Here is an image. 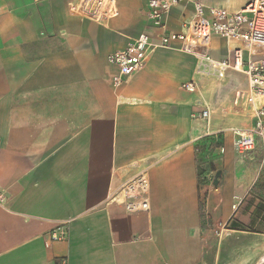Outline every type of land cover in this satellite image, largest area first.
Segmentation results:
<instances>
[{"label": "crops", "instance_id": "crops-1", "mask_svg": "<svg viewBox=\"0 0 264 264\" xmlns=\"http://www.w3.org/2000/svg\"><path fill=\"white\" fill-rule=\"evenodd\" d=\"M81 1L0 0V264H188L207 230L195 144L210 131L224 133L226 153L215 170L203 166L212 181L222 172L204 187L208 214L227 211L230 232L264 237L262 149L238 154L230 131L253 123L246 76L205 77L194 93L182 86L194 77L195 52L225 59L242 43L189 37L157 47L116 88L108 55L150 30L148 0H116L108 25L74 9ZM193 1L171 11L169 31L194 17ZM256 45L253 56L264 55ZM206 107L209 130L191 118ZM143 171L151 209L131 212L116 196ZM250 215L260 228L247 225ZM59 224L67 236L47 247Z\"/></svg>", "mask_w": 264, "mask_h": 264}, {"label": "built area", "instance_id": "built-area-1", "mask_svg": "<svg viewBox=\"0 0 264 264\" xmlns=\"http://www.w3.org/2000/svg\"><path fill=\"white\" fill-rule=\"evenodd\" d=\"M181 1L148 0L147 21L150 30L140 33L125 48L108 55V61L118 67L113 85L121 88L127 83L133 74L143 68L149 54L157 47L171 48L174 43L185 42L189 37L207 40L212 36H219L229 43H242L243 46L231 49L229 57L225 59H217L206 52H195L194 77L182 86L194 93L199 91L198 83L205 77L224 81L231 71L243 73L248 82V111L253 123L248 128L230 129L233 147L238 154L247 155L260 146L264 163V55L254 57L252 51V48L264 39V0H249L235 11L194 0V17L184 21L182 31L171 32L167 29L166 18ZM74 9L82 16L103 25H108L109 20L119 14L116 0H82ZM210 116L208 107L191 113V118L196 122H205L208 130ZM219 133L224 134L210 131L200 137L197 143L206 136ZM196 144L195 152L198 151ZM225 153L223 144L214 150L213 155L221 157ZM148 185L147 172L143 171L122 185L116 199L123 202L128 211H149L151 205ZM240 203L241 201H238L233 207L237 208ZM66 236V228L59 224L48 233L45 245L49 247ZM55 264H68V260L65 257H57Z\"/></svg>", "mask_w": 264, "mask_h": 264}, {"label": "rangeland", "instance_id": "rangeland-1", "mask_svg": "<svg viewBox=\"0 0 264 264\" xmlns=\"http://www.w3.org/2000/svg\"><path fill=\"white\" fill-rule=\"evenodd\" d=\"M233 1L242 2L244 5L249 0ZM235 9H240V7H235ZM262 44H264V39L256 46L262 47ZM202 183H199V204L203 206L202 209L200 207L202 225L207 230L205 239L201 240L199 254L191 258L188 264H264V237L250 230L244 233L230 232L234 218L224 224L227 211L217 212L216 216H214L216 212L213 216L208 214L205 207L206 190L204 186H211L212 181L206 178ZM253 219L254 215H250L247 225L260 228L261 223H254Z\"/></svg>", "mask_w": 264, "mask_h": 264}, {"label": "trees", "instance_id": "trees-1", "mask_svg": "<svg viewBox=\"0 0 264 264\" xmlns=\"http://www.w3.org/2000/svg\"><path fill=\"white\" fill-rule=\"evenodd\" d=\"M208 143H210V145H208ZM223 144H224V136L222 133H219L217 135L206 136L196 144V149H198L196 155H197V166L200 175L199 183H202V181L207 178L206 175H204V170H203V166L206 163H209L211 165L210 167L215 170L216 167L214 164V160L217 157L213 155V152L217 147L222 146ZM200 207L202 209L203 207L202 204L200 205Z\"/></svg>", "mask_w": 264, "mask_h": 264}, {"label": "water", "instance_id": "water-1", "mask_svg": "<svg viewBox=\"0 0 264 264\" xmlns=\"http://www.w3.org/2000/svg\"><path fill=\"white\" fill-rule=\"evenodd\" d=\"M221 174V171L216 172L214 180L212 181L213 185L217 186L219 184V178L221 177Z\"/></svg>", "mask_w": 264, "mask_h": 264}]
</instances>
